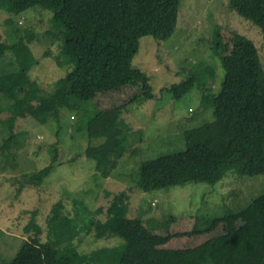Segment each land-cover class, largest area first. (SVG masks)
Listing matches in <instances>:
<instances>
[{"label":"rangeland","instance_id":"1","mask_svg":"<svg viewBox=\"0 0 264 264\" xmlns=\"http://www.w3.org/2000/svg\"><path fill=\"white\" fill-rule=\"evenodd\" d=\"M180 3L177 29L168 40L141 38L133 63L153 76L158 97L139 98L122 108L118 125L129 136L127 145L91 156L85 151L105 140L92 139L79 129L99 110L96 100L117 95L121 102L133 95L128 86L132 75L123 73L112 57L91 85L60 107L59 119L41 124L24 116L12 127L5 122L8 113L0 112V257L12 258L19 251L14 264L42 263L33 247H21L29 235L23 228L26 220L18 215L33 210L40 212L43 242L90 253L124 245V238L115 232L123 218L139 217L157 234L194 232L175 235L164 245L182 249L223 233L224 222L214 224L216 218L237 212L236 222L242 224L264 208V196L257 199L264 194V174L228 172L214 185L189 182L148 193L138 186L143 165L160 154L201 145L223 151L231 138L225 123L215 119L211 110L201 111L199 88L178 99L167 91V84L179 82L192 67L210 66L214 77L208 80V90L218 93L224 81L223 58L231 52L237 34L253 38L264 66L260 28L231 10L228 0ZM56 25L52 10L40 5L11 14L0 4L1 39L13 43L26 38L18 49L38 60L29 70L30 79L39 85L35 102H52L55 82L71 69L56 60L62 49ZM14 59L15 53L9 51L4 61ZM0 103H6L2 96ZM12 128L21 130L22 139L6 158L1 145ZM53 144L58 148V160L45 173L54 155ZM38 177H42V185L25 182ZM170 216L174 219L167 226Z\"/></svg>","mask_w":264,"mask_h":264},{"label":"trees","instance_id":"2","mask_svg":"<svg viewBox=\"0 0 264 264\" xmlns=\"http://www.w3.org/2000/svg\"><path fill=\"white\" fill-rule=\"evenodd\" d=\"M0 2L11 14L35 5L52 10L62 40V49L56 60L58 64L71 68L55 82L52 102H35L39 98V85L30 79L29 70L38 60L31 53H22L18 49L26 38L21 36L23 39L11 43L0 37V96L6 100L5 105L0 103V112L8 113L5 119L8 126L13 127L18 118L24 116L41 124L52 118L59 119L60 107L91 85L98 70L112 57L123 73L132 75L133 82L128 86L133 95L119 100L121 102H117V95L96 100L99 110L86 126L84 124L79 129L86 130L92 139L100 137L105 140L97 148L89 147L85 151L88 155L127 145L129 136L118 125L122 108L139 98L158 97L153 76L133 63L141 38L153 36L158 41L168 40L177 29L180 0ZM228 6L260 28L264 37V0H228ZM8 22L11 24L10 18ZM9 51L15 53V59L6 62L4 59ZM223 67L224 81L218 93L208 90V80L214 77V69L210 66L192 67L183 79L167 84L166 89L179 99L194 87L199 88L201 111L211 110L213 117L224 122L225 130L231 134L226 148L215 151L202 145L193 150L176 147L160 154L141 168L138 182L141 191L169 190L189 182L214 185L228 172L241 176L264 174V66L253 38L237 34L231 52L223 58ZM21 139V130L16 132L12 128L1 145L4 157L10 156L11 148L19 145ZM51 148L54 155L45 173L53 169L58 160L56 144ZM28 181L26 184H43L42 177ZM262 196L264 194L257 199ZM236 213L230 211L215 219L214 224L224 222L223 233L182 249L164 245L175 235L194 232L157 234L139 217L123 218L115 232L124 238V245L90 253L43 242L44 229L39 210L20 214L18 218L26 220L23 228L29 235L22 240L21 247H33V252L40 255L41 264H264V208L242 224L236 222ZM173 219L169 217L167 226ZM18 254L19 251L8 259L0 257L1 264H14Z\"/></svg>","mask_w":264,"mask_h":264}]
</instances>
